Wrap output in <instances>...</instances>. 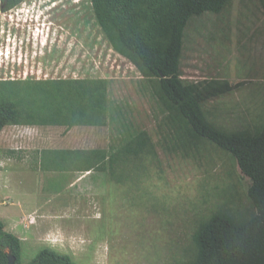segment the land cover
Listing matches in <instances>:
<instances>
[{"label": "rangeland", "instance_id": "rangeland-1", "mask_svg": "<svg viewBox=\"0 0 264 264\" xmlns=\"http://www.w3.org/2000/svg\"><path fill=\"white\" fill-rule=\"evenodd\" d=\"M181 80L206 119L224 132L264 128V8L232 0L193 15L185 28ZM108 79L104 126L9 125L0 134V219L22 240V259L43 248L76 264H178L197 257L194 235L222 214H256L236 158L191 136L162 102L156 80L117 53L91 0H25L0 12V79ZM149 138L138 158L112 169L39 168L45 148H103Z\"/></svg>", "mask_w": 264, "mask_h": 264}, {"label": "trees", "instance_id": "trees-1", "mask_svg": "<svg viewBox=\"0 0 264 264\" xmlns=\"http://www.w3.org/2000/svg\"><path fill=\"white\" fill-rule=\"evenodd\" d=\"M25 0H0L8 12ZM232 0H91L96 20L112 48L146 77L157 81L166 107L188 133L231 153L241 173L251 180L248 196L256 208L250 219L236 222L217 214L203 223L194 241L197 257L178 264H264V128L258 134L224 132L211 124L189 93L180 74L183 35L189 19L206 11L221 13ZM264 8V0H260ZM108 79H0V134L9 125L104 126L108 118ZM149 138L135 136L109 154L103 148H45L39 168L53 172L112 169L122 160L138 158ZM76 264L67 254L43 248L30 261L22 259V240L0 219V264Z\"/></svg>", "mask_w": 264, "mask_h": 264}, {"label": "water", "instance_id": "water-1", "mask_svg": "<svg viewBox=\"0 0 264 264\" xmlns=\"http://www.w3.org/2000/svg\"><path fill=\"white\" fill-rule=\"evenodd\" d=\"M8 252V263L7 264H14L15 263V256L11 253V250H7Z\"/></svg>", "mask_w": 264, "mask_h": 264}, {"label": "crops", "instance_id": "crops-1", "mask_svg": "<svg viewBox=\"0 0 264 264\" xmlns=\"http://www.w3.org/2000/svg\"><path fill=\"white\" fill-rule=\"evenodd\" d=\"M25 78H32V77H25ZM23 78V79H25ZM53 78V77H52ZM52 78H44V79H52ZM56 78H75V77H67V76H62V77H56ZM77 78V77H76ZM10 79H17V78H10ZM34 79H41V78H34ZM43 79V78H42ZM7 127V126H6Z\"/></svg>", "mask_w": 264, "mask_h": 264}]
</instances>
